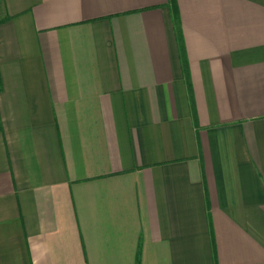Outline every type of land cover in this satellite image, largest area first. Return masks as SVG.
I'll use <instances>...</instances> for the list:
<instances>
[{
  "label": "crops",
  "instance_id": "crops-1",
  "mask_svg": "<svg viewBox=\"0 0 264 264\" xmlns=\"http://www.w3.org/2000/svg\"><path fill=\"white\" fill-rule=\"evenodd\" d=\"M0 264H264V0H0Z\"/></svg>",
  "mask_w": 264,
  "mask_h": 264
}]
</instances>
